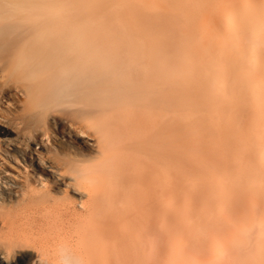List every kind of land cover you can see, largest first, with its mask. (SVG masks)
Wrapping results in <instances>:
<instances>
[{
	"label": "bare ground",
	"instance_id": "bare-ground-1",
	"mask_svg": "<svg viewBox=\"0 0 264 264\" xmlns=\"http://www.w3.org/2000/svg\"><path fill=\"white\" fill-rule=\"evenodd\" d=\"M115 2L105 33L85 0H0L24 124L90 150L54 157L61 198L0 162V264H264V0Z\"/></svg>",
	"mask_w": 264,
	"mask_h": 264
},
{
	"label": "rangeland",
	"instance_id": "rangeland-1",
	"mask_svg": "<svg viewBox=\"0 0 264 264\" xmlns=\"http://www.w3.org/2000/svg\"><path fill=\"white\" fill-rule=\"evenodd\" d=\"M85 4L89 18L96 23L99 21L98 25L102 24L100 26L102 27V32L111 33V31H117V26H115L117 25V5L115 0H85ZM112 9L113 11L115 10L113 15H111ZM111 23H115V25L113 26ZM105 24L108 25L106 26ZM108 28L111 29L108 30ZM16 84L17 82L11 78L8 81L0 79V162H2L4 170L9 175L16 176V182L21 183L27 176L33 180L36 179V184L41 179H44L55 189L51 194L56 198H61L64 195L63 191L60 190L63 189V185L55 183V178H59V175H57L58 171L56 168L52 167L55 162L54 157H63L67 153L73 154L74 151H78L79 155L85 154V156H88L90 150L87 145L82 143L84 138L76 137L73 139V143L62 140L64 137L61 136L65 128L61 124L57 126L52 121L51 118L54 115H37L33 113L30 116L31 121L29 120L25 125V116L22 111L24 95H21L20 91L18 93L14 92L13 95L10 93L12 90L15 91L12 86ZM33 134L38 139H32ZM72 144L77 146L78 149L74 150ZM22 152L25 153L24 160L19 156ZM63 178H67L64 181H69L71 177L65 175ZM7 190H10L13 194H18L17 188L7 189L6 186H0V191L5 192ZM66 193L68 196L72 195V198L76 196L75 199L79 197L71 193L69 189ZM208 215H212V213ZM1 224L2 217H0V235L4 231ZM29 251H25V254H31V251Z\"/></svg>",
	"mask_w": 264,
	"mask_h": 264
}]
</instances>
